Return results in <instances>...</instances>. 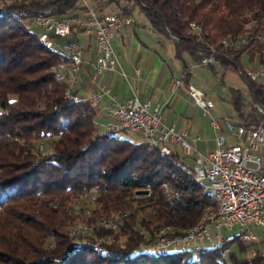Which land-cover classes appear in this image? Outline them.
Listing matches in <instances>:
<instances>
[{"label":"trees","instance_id":"obj_1","mask_svg":"<svg viewBox=\"0 0 264 264\" xmlns=\"http://www.w3.org/2000/svg\"><path fill=\"white\" fill-rule=\"evenodd\" d=\"M79 1L7 0L0 6V238L5 250L0 264H264V244L241 246L237 235L225 240L232 247L226 261L213 247L153 251L161 228L174 226L183 235L217 204L194 178L187 157L100 133L97 109L87 98L65 100L69 85L59 82L53 69L69 61L56 48H46L32 26L38 15H84L87 9ZM131 1L155 33L173 42L186 82L188 60L212 70L216 65L237 70L244 55L251 63L258 56L253 35L264 30V0L103 3L132 16ZM245 38L247 44L223 46ZM212 53L213 62L202 64ZM227 99L244 128L264 122L255 108L256 102L264 105L263 84L251 83L245 91L229 88ZM245 106H251L249 113L242 111ZM165 185L183 196L178 192L167 200ZM147 186L149 195L137 194ZM75 203L80 215L72 211ZM115 216L117 230L98 226ZM83 224L91 232L74 233L73 227ZM42 239H50L53 250L44 249ZM103 239L113 241L97 245Z\"/></svg>","mask_w":264,"mask_h":264},{"label":"built area","instance_id":"obj_2","mask_svg":"<svg viewBox=\"0 0 264 264\" xmlns=\"http://www.w3.org/2000/svg\"><path fill=\"white\" fill-rule=\"evenodd\" d=\"M56 1V0H50ZM86 13L78 17L38 15L33 25L38 29L46 41L64 55H69V63H62L61 68L73 67L76 78L82 71L81 54L84 50L74 36V33H83L93 36L96 43V57L93 63V73L89 84L94 87L86 97L97 109L104 98L107 103L102 112L108 119L104 129L107 133H133L144 138L149 146L150 141H157L160 148L168 156L175 153L179 147L184 157L192 159L191 170L194 178L206 181L208 189L216 190L219 195V211L213 213L212 218L194 233L182 236L165 234L155 235L153 251H179L181 249L196 250L213 247L219 251V258L226 261L232 252V247L225 244L222 231L231 232L236 226L240 227L238 240L245 245L259 246L261 236H264V169L259 150L264 149V124L244 128L238 123L224 122V129L233 134L238 142L227 146L225 137L219 134L216 137V147L207 156L193 157L195 147L187 141V132L179 130L176 126H167L162 115V105L151 100H142L138 95L129 96L122 102H117L111 88L98 81L104 72H114L117 60L112 49V40L122 36L127 27H131L134 20L131 15L121 11L102 14L94 7H90L85 0ZM7 0H0V6ZM83 7V6H82ZM259 44L258 56L262 57L264 64V30L253 35ZM248 40H234L228 47L247 44ZM58 47V48H57ZM201 53V52H200ZM202 54V53H201ZM213 62L212 54L202 60V64ZM57 72V70H56ZM237 74L244 81L246 88L251 83L264 85V67H238ZM66 84V76L64 78ZM180 85V80L172 81L171 91ZM188 96L202 111L203 116H209L214 107L211 100L205 99L204 93L189 85ZM250 96L254 97L252 91ZM77 91L70 94L65 100H81ZM256 110L264 116V105L255 103ZM211 126L215 131H221L220 123L211 118ZM197 135L194 142L199 140ZM149 195L150 188L143 189ZM183 196V193L179 191ZM95 198V196H92ZM78 211L80 206L77 207ZM119 221L110 220L98 226L105 230H117ZM78 228V227H74ZM260 230L261 234L255 232ZM85 231L83 230V233ZM101 244L97 240V245ZM255 255V249L250 256ZM264 256V253H263Z\"/></svg>","mask_w":264,"mask_h":264},{"label":"crops","instance_id":"obj_3","mask_svg":"<svg viewBox=\"0 0 264 264\" xmlns=\"http://www.w3.org/2000/svg\"><path fill=\"white\" fill-rule=\"evenodd\" d=\"M95 3L93 7L104 15L119 11L113 4L103 3V0L95 1ZM132 18L133 25L125 28L122 36L111 42L117 60L116 70L104 72L98 77V81L111 88L117 102H122L129 96L138 95L142 100L160 103L165 124L167 126L174 125L177 129L187 132V141L195 147L193 157L207 156L215 149L216 137L221 132L215 131L211 126L214 107L210 110L209 116H203V111L192 102L187 92L189 85L199 88L194 84L192 74L187 82L183 80L182 62L175 56L173 42L169 38L155 33L145 17L148 27L145 23L136 22L133 16ZM75 38L83 44L84 50L81 54L82 71L73 87L80 96L86 98L94 89L89 84V78L93 73L96 43L93 36L83 33L77 34ZM256 57L253 58L254 62ZM187 63L191 69L200 67L191 65L189 60ZM175 79L180 80V85L171 91L172 81ZM204 95L205 99L211 100L205 93ZM106 103L107 99L104 98L101 105L97 107V112L103 114L102 107ZM227 120L231 121L228 118H220L223 124ZM197 135L200 136V139L194 142ZM174 151L179 156H183L179 147ZM259 155L264 166V149L259 150ZM261 173H264V169ZM255 232L261 234L260 230L255 229ZM261 242L264 244V236H261Z\"/></svg>","mask_w":264,"mask_h":264},{"label":"rangeland","instance_id":"obj_4","mask_svg":"<svg viewBox=\"0 0 264 264\" xmlns=\"http://www.w3.org/2000/svg\"><path fill=\"white\" fill-rule=\"evenodd\" d=\"M86 3L89 4L90 7L95 6L94 0H85ZM80 6L84 7V2L82 0L79 1ZM130 8L134 6V10L132 11V16L134 17L135 21L138 23H145L144 16L139 11V8L137 5H135L134 2H128L127 3ZM147 26V23H145ZM148 27V26H147ZM32 29L34 31H38V29L33 25ZM58 48V47H57ZM254 61V60H253ZM249 61V57L247 55H244L242 59L239 61L238 65L240 67H259V57L257 56L255 59V62ZM262 67H264V64H262ZM52 71V70H51ZM192 78L194 80V84L196 87H198L202 92H204L213 102H214V108L212 110V115H214V118L222 125V130L220 132L221 135L225 137L227 146H233L237 144L238 140L233 135L227 132L224 129V124L220 121V118H228L231 120L232 123H236L238 120V116L234 112L233 106L227 99V91L229 88H235L242 91L246 90V85L244 81L241 79V77L237 74L236 69H222L221 66L216 65L214 69H209L207 67H196L191 69ZM251 106H245L242 108V111L245 113L251 111ZM220 115V116H218ZM223 117V118H222ZM108 119L105 117L104 114L97 112L95 115V123L96 127L99 130L100 133H103L105 131L104 126L107 124ZM264 124V122H263ZM120 137L125 138L133 143H141L144 141V138L138 134L133 133H120ZM40 143V142H39ZM41 148V147H40ZM189 163H192V159H187ZM180 190L171 189L167 185L164 186V192L166 195L167 200H171L174 197H177V193ZM76 204V203H75ZM73 204L72 211L75 212L76 215H80L77 207L79 204ZM205 216V215H204ZM203 216V217H204ZM203 220V218H202ZM84 227L86 225L83 224ZM74 228V227H73ZM86 231V230H85ZM240 227L236 226L232 229L231 232L222 231V234L224 238H231L234 235L239 234ZM90 233V232H86ZM104 240V239H103ZM2 241L3 239L0 238V251L4 252L5 250L2 247ZM4 241H6L4 239ZM50 239H42V247L46 250H53V244L50 243ZM241 246L243 245L240 243ZM50 248V249H49ZM157 253L156 251H154Z\"/></svg>","mask_w":264,"mask_h":264},{"label":"bare ground","instance_id":"obj_5","mask_svg":"<svg viewBox=\"0 0 264 264\" xmlns=\"http://www.w3.org/2000/svg\"><path fill=\"white\" fill-rule=\"evenodd\" d=\"M263 30V29H262ZM39 37H40V42L48 49H54L52 45L49 44L48 41H46L44 39V37L42 36L41 33H39ZM242 40H245V39H242ZM233 42L232 41H224L223 42V46L225 48H228V45H231ZM63 53V52H62ZM213 55V53H212ZM66 57V59L69 61V55H64ZM57 70V72H56ZM53 71L57 74V79L59 82H64V78L66 76V84L68 83L69 87L68 89L66 90L65 92V98L69 97L70 94L74 93L75 90H74V87H73V84L77 81V78H76V75H75V72H74V68L73 67H66V68H61V64H59L58 66L54 67ZM70 78V79H69ZM69 80H71L69 82ZM72 101H75V102H78L79 100H72ZM110 135H114L113 133H109ZM149 147L151 149H156V150H159L162 154L166 155L164 153V151L160 148V146L158 145V142L157 141H150L149 142ZM196 181L201 184L203 186V190H204V193L206 195H209L211 196L215 201H216V209L211 211L204 219V221L202 222V224H200L197 228L195 229H191V230H188L186 231L183 235L185 234H191V233H194L196 232L197 230H199L200 228H203L204 225L210 220V218H212L213 216V213L216 212V211H219V195L217 194L216 190H212V189H208V186H207V183L206 181H199L196 179ZM147 188H150L149 186H147ZM110 220H117L119 221V217L115 216L114 218L110 219ZM110 220H104L100 223H107L109 222ZM99 223V224H100ZM75 227H78V228H74L73 231L74 233H80L81 231H85V232H91L90 229H88L87 227H84V226H81V225H77ZM165 231H167V235H172V236H182V235H177L178 234V230L176 227L174 226H166V227H163L160 229V231L158 232L157 235H161V234H165ZM85 232H84V235H85ZM113 240L112 239H104V240H100L99 242L100 243H111ZM207 248V247H206ZM201 249L203 248H200V249H196L195 251H201ZM181 250H188V249H181ZM157 253H167L169 251H156Z\"/></svg>","mask_w":264,"mask_h":264},{"label":"water","instance_id":"obj_6","mask_svg":"<svg viewBox=\"0 0 264 264\" xmlns=\"http://www.w3.org/2000/svg\"><path fill=\"white\" fill-rule=\"evenodd\" d=\"M137 194H139V195H147V194H148V192H147V191H144V190H142V191H138V192H137Z\"/></svg>","mask_w":264,"mask_h":264}]
</instances>
